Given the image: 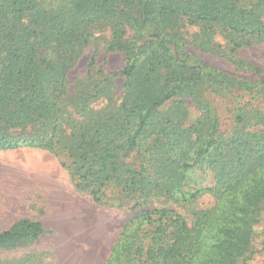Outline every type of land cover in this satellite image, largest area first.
<instances>
[{"label":"trees","instance_id":"1","mask_svg":"<svg viewBox=\"0 0 264 264\" xmlns=\"http://www.w3.org/2000/svg\"><path fill=\"white\" fill-rule=\"evenodd\" d=\"M183 25L199 27L213 48L221 35L237 54L264 43V0H0V151L65 154L75 188L101 205L108 188L133 208L154 195L177 204L212 194L191 225L166 208L131 218L105 264H250L256 254L264 264V233L255 230L264 213V74L248 64L256 79L233 77L188 61ZM97 30H108L107 50L124 65L94 73L91 57L69 92L68 71ZM116 78L124 83L113 106ZM233 91L251 101L233 102L234 125L223 132L209 98ZM174 97L196 103L197 123L182 127L160 113ZM99 99L109 103L93 107ZM194 171L212 186L192 187ZM41 232L25 222L2 231L0 247Z\"/></svg>","mask_w":264,"mask_h":264},{"label":"rangeland","instance_id":"2","mask_svg":"<svg viewBox=\"0 0 264 264\" xmlns=\"http://www.w3.org/2000/svg\"><path fill=\"white\" fill-rule=\"evenodd\" d=\"M106 31H94L89 43L79 49L67 75L69 92H74L77 82L86 74L91 57L94 59V73L108 75L124 65L122 53L107 50L109 36ZM178 32L186 43L184 56L188 61L200 59L233 77H252L249 65L258 67L264 74V43L234 54L230 51L229 42L219 34L213 37V42L218 44L213 48L201 35L199 27L183 25ZM53 57L51 52L41 54L44 60ZM114 82L113 106L120 100L124 80L116 78ZM250 101L251 96L243 91H233L224 97L211 95L209 104L210 108L217 107L219 129L228 132L234 125L233 102L242 105ZM259 101L261 98L256 96L252 102ZM107 103L106 99L93 100L92 106L100 107ZM159 111L187 128L201 117L199 107L188 97H174ZM134 162L133 158L125 160L130 165ZM63 164H68V158L61 152L54 155L47 150L33 148L0 151V233L21 228L25 222L38 223L42 230L36 239L26 238L0 247V264H105L122 227L131 218L145 211L166 208L191 225L197 213L214 204L212 194L177 204L161 195H154L142 208H133V201L122 203L118 200L115 188L106 189L102 196L103 204L107 205L97 204L87 191L75 188ZM190 179L191 186L195 188L212 186L210 176L196 171ZM255 230L258 235L264 233V213ZM253 258L250 264L260 263L261 256L256 254Z\"/></svg>","mask_w":264,"mask_h":264}]
</instances>
